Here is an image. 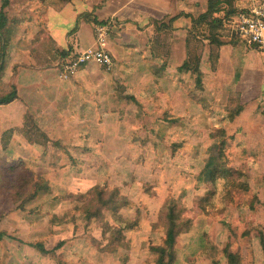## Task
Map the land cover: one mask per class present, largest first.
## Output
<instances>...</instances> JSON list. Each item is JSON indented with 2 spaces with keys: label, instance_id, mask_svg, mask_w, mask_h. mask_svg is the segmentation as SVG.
I'll return each instance as SVG.
<instances>
[{
  "label": "rangeland",
  "instance_id": "374dc122",
  "mask_svg": "<svg viewBox=\"0 0 264 264\" xmlns=\"http://www.w3.org/2000/svg\"><path fill=\"white\" fill-rule=\"evenodd\" d=\"M5 1L0 264H157L169 214L165 262L264 264V46L226 22L111 33L110 71L61 80L43 7L70 0Z\"/></svg>",
  "mask_w": 264,
  "mask_h": 264
},
{
  "label": "crops",
  "instance_id": "0c3cea01",
  "mask_svg": "<svg viewBox=\"0 0 264 264\" xmlns=\"http://www.w3.org/2000/svg\"><path fill=\"white\" fill-rule=\"evenodd\" d=\"M207 7L208 0H70L62 8L44 5V33L47 34L51 49L60 50L62 56L67 52V57H70L96 47L94 28L97 25L109 24L108 35L112 33L111 38L115 41H119L116 38L124 40L127 35L132 39L139 37L138 29L142 31L143 37L154 34L156 27H170L174 37H184L178 29L190 28L191 18L197 19V16L207 11ZM108 38L102 49L110 54ZM172 52L174 55L182 53L180 47H173ZM50 57L48 60L56 61L55 54ZM92 66L97 67L88 64L77 75Z\"/></svg>",
  "mask_w": 264,
  "mask_h": 264
},
{
  "label": "built area",
  "instance_id": "2783aa9c",
  "mask_svg": "<svg viewBox=\"0 0 264 264\" xmlns=\"http://www.w3.org/2000/svg\"><path fill=\"white\" fill-rule=\"evenodd\" d=\"M250 0L251 6L243 13L232 17L229 25L230 35L238 38L243 44L252 47L264 46V1ZM96 47L87 49L71 56L61 64L59 76L61 80H69L77 75L82 67L94 64L97 67L110 71L114 61L110 54L102 49L105 44L110 25H97L95 28Z\"/></svg>",
  "mask_w": 264,
  "mask_h": 264
},
{
  "label": "trees",
  "instance_id": "16d2710c",
  "mask_svg": "<svg viewBox=\"0 0 264 264\" xmlns=\"http://www.w3.org/2000/svg\"><path fill=\"white\" fill-rule=\"evenodd\" d=\"M6 1L5 4L1 7L0 9V37L3 36L5 33V30L7 31V18L6 14L4 12V9L6 8ZM226 9L225 13L224 10ZM224 13V16L217 17L218 14ZM243 13V10L238 11L237 9L234 8V0H208V7L207 11L200 15L197 19L191 18L192 24L197 25L201 23H205L206 26H210L212 30L220 29L223 24L228 22L232 17H235L239 14ZM190 17V16H187ZM211 44L214 45H221L218 40V37L216 34L210 33L209 38ZM6 42L3 43L2 47V55H1V60L3 63L4 60V47H5ZM66 56V55H65ZM67 56H69L67 54ZM2 65V64H1ZM61 66V65H60ZM189 66L187 63H185L182 67L179 68V71L183 70H188ZM3 71V66H0V73ZM194 71L197 73V83L198 85L201 84V73L196 68ZM17 100V92L15 88H11L10 92L7 94H4L0 96V107L9 105L13 103L14 101ZM175 238H176V225L175 221L172 215L169 214L168 216V226H167V231H166V240L164 243L165 249H158L159 251V258L157 261V264H169L168 262H165V258L171 259L170 256V251L173 249L174 244H175ZM61 246V244L59 245ZM38 250H40L43 253H47V251L44 249L42 245H36L34 246ZM232 259V257H230Z\"/></svg>",
  "mask_w": 264,
  "mask_h": 264
}]
</instances>
